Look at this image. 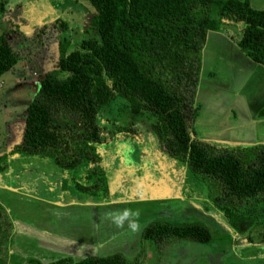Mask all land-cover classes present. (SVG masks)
I'll list each match as a JSON object with an SVG mask.
<instances>
[{
    "label": "trees",
    "instance_id": "obj_1",
    "mask_svg": "<svg viewBox=\"0 0 264 264\" xmlns=\"http://www.w3.org/2000/svg\"><path fill=\"white\" fill-rule=\"evenodd\" d=\"M87 1L94 9L96 34L82 37L72 49L64 19L43 23L45 41L57 38V55L51 68L33 75L38 89L23 112L19 140L11 152L0 155V169L14 153L46 157L66 170L85 166V176L93 182L78 185L83 193L107 192L101 163L108 155L105 148L119 151L118 137L136 132L134 119L146 121L163 154L204 182L206 192L194 195L202 209L216 211L231 232L216 235L204 218L178 224L154 218L142 227L140 237L176 246L225 237L218 247L223 252L238 236L264 244V144H218L195 136L191 128L199 109L195 94L207 32L224 27L227 20L240 22V49L264 65V7H254L250 0ZM22 16L19 4L8 8L0 0L5 27L0 33V75L20 57L12 41L28 22ZM119 101L126 105L129 125L112 113ZM257 227L263 229L260 235L253 234ZM19 237L14 218L0 202V264H41L31 254L17 257ZM261 253L239 255L235 263L251 264L246 260L254 262ZM262 255L253 264H264ZM46 258L44 264H138L123 252Z\"/></svg>",
    "mask_w": 264,
    "mask_h": 264
},
{
    "label": "rangeland",
    "instance_id": "obj_2",
    "mask_svg": "<svg viewBox=\"0 0 264 264\" xmlns=\"http://www.w3.org/2000/svg\"><path fill=\"white\" fill-rule=\"evenodd\" d=\"M3 1H5L7 6L15 3L13 8L19 4L22 10L23 20L28 22L19 27L20 36L18 39L13 38L12 41L13 46L18 50L20 55L17 63L11 69L0 75V155L4 152H11L14 144L19 140L23 124V112L38 89V84L32 83L31 81L33 80V75L51 68L57 55V38L54 37L50 41H45V36L40 32L41 29L44 30V27H42L43 23L57 18H62L68 23L67 30L64 32L70 40L68 49H72L75 44H78L82 37L96 34L95 29L91 25L94 9L87 0ZM250 2L254 7H264V0H250ZM2 24H4L3 17L0 18V33L5 29ZM10 32L13 31L11 30L8 33L10 34ZM43 43L46 46L43 45ZM47 52L48 59L44 57ZM208 76V74L204 73L202 79H207ZM218 78L222 79L223 82H227L229 80V75L226 71L225 73L221 72ZM202 85L204 86L205 84L203 83ZM201 93L203 99L200 100L204 108L202 110H204V112H206L205 110H213L210 108V104L216 97L207 98L205 96L206 91ZM208 101L210 102L206 106L203 105ZM216 101L215 116L217 122L219 124H229V121H231L233 124L231 130L230 128L225 129L223 125L218 129V132L236 137L247 135L248 131L245 130L251 127L247 124V116L245 114L239 115L235 110L231 113H229V111L227 112L223 107L225 97H219ZM125 107L126 105L124 102L119 101L116 103L115 108H112V113H114L115 116L121 115L123 118H126ZM197 113L200 115L202 114L200 109H197ZM206 116L202 123L193 124L191 126V128L193 127L192 130L194 129L193 132L195 131L197 132L196 134H201L204 133V131L208 132L210 130L208 126L210 124H208L209 121H207L208 118ZM127 119L128 117L123 119V121L129 125ZM134 122L133 128L136 132L133 133V137L130 136L125 138L123 135L118 137L116 148L120 150L116 151V154H114V147L110 149L107 147L105 148L106 154H108L106 156L109 161L105 159L103 167L106 172L107 181L108 173L114 181L110 187L115 189V192L111 194L113 198L110 195L109 201L116 200L120 193L123 195L126 194V202L116 205L123 208H125L126 205L130 207L131 215L120 226L125 227L129 225L128 223H130V221H134L135 223H147V221H149L148 219H154V217H167V221L174 224L190 220L197 221L204 218L209 222L216 235L220 236L226 234V232L230 233L231 229L227 222L216 211L203 210L200 203L195 199L194 195L201 196V192H206L204 182L196 178L191 172H188L184 165L178 163V160H176L177 163H174V161L169 160L167 155L164 154L166 156L165 159L163 154L158 151V149L161 150L160 144L158 138L152 132L149 123L146 121L141 122L138 119H134ZM240 126L243 129H241ZM218 144H220V142ZM221 144L233 145L226 143ZM246 145L248 146L251 144ZM159 156H161L160 158H164L165 161L161 159L162 162H156L155 157ZM146 157L150 158V164L146 163ZM84 170L85 166L66 170L59 168L52 160L46 157H35L28 154L14 153L8 157L7 167L0 169V202L5 208L8 207L11 209L10 214L14 220L18 223L23 221L29 229L31 227H46L49 223L53 222L57 223L53 219L49 221V216L44 213L42 214V209H44L50 201L58 203L76 201L78 199L82 201L81 199L87 197L92 198L94 193H83L78 187L79 184H89L93 182V180L87 179ZM168 170L173 172L172 175ZM167 173L168 175H166ZM118 176L123 179L122 185L118 184ZM162 176H164L168 182L166 186L170 187L173 191V193L170 192L171 195H174L173 198L166 199V201V197L164 196L159 198V195H161L160 192L149 189V186L144 185L149 179H155L161 183L160 177ZM147 177L149 179H147ZM108 188L109 185L107 186V190ZM156 188L158 190L160 189L158 183L154 184V189ZM160 190H163V187H161ZM97 191L99 192L95 195L98 197L106 193L103 190ZM181 195L184 197H181ZM185 195L190 196L186 197ZM151 196L158 197L155 199L156 203L151 201L153 200L150 198ZM102 197L104 196L102 195ZM114 197L116 198L114 199ZM144 197L145 199H143ZM53 198H55V200ZM191 199H193V201H191ZM154 204H164L168 209L160 210V207L155 209L153 207ZM50 216L53 217V215ZM109 222V225H111L108 227V233L115 229V221ZM65 225L68 227L63 228L64 232L69 233L70 231L73 237L80 238L83 242H88L89 233L92 230L88 221L81 219L80 221L69 220ZM262 232L263 229L260 227L253 230L254 235H260ZM108 233L105 232L103 234V241L105 243L107 242L106 244L109 245V239H105ZM64 238V245L68 244L70 241H74L73 239L67 240L68 238L66 236ZM129 238L131 243H133L132 239L134 237L132 234L129 235ZM224 238H218L216 240L217 242H187L176 246L172 245L170 242L158 243L140 237L135 252H133V248L130 247L131 249H129L126 245L118 249L127 255L136 257L138 264H236L235 262L240 258L239 255L248 253L259 254L261 252L264 254V244H260L256 238L253 242L247 241L244 236L236 237V241L232 245L227 246L224 252L219 251V244L225 241V239H228ZM27 241H32V239H22L21 242H24L25 245ZM57 242L60 244L59 247H61L63 242ZM89 243L97 247L101 244L97 236L93 237ZM257 243L261 246H258ZM108 247L109 249H106ZM66 248L67 247H63L62 249ZM70 248L72 249V247ZM23 249L24 251L28 250L26 247H23ZM104 249L105 252L108 251V253L116 251L115 246H104ZM262 253L260 257H263ZM65 255L71 256V254H64L63 252L56 254L55 252H47V250H45L41 252L39 256L32 255V257L35 256L41 260V264H44V257L46 256L58 258ZM72 257H75V255ZM260 257L255 258L254 262H252L253 259L246 260V262H251V264L259 263L262 261ZM215 260L218 261L215 262ZM31 262L34 263L33 260ZM239 262L244 264L241 260ZM14 264H19V262L15 261Z\"/></svg>",
    "mask_w": 264,
    "mask_h": 264
},
{
    "label": "crops",
    "instance_id": "obj_3",
    "mask_svg": "<svg viewBox=\"0 0 264 264\" xmlns=\"http://www.w3.org/2000/svg\"><path fill=\"white\" fill-rule=\"evenodd\" d=\"M13 5L6 6L8 8H12ZM242 26L243 25L240 22L227 20L224 27L216 30H209L207 32L206 40L201 51L202 57L200 79L195 94V102L199 105V109L202 114H198L192 123V125L202 123L203 119L207 115L206 117L208 118L207 121H209L208 124H210L208 125L210 130L208 132L204 131V133L201 134H196L197 132L194 131L195 136H198L203 140L212 141L215 143L220 142V144L226 143L233 145H256L260 143L264 144V114L262 113L264 110V65L260 62H256L250 59V57L240 49L237 40L240 36ZM225 71L229 75V80L227 82H223L222 79L218 78L219 74L221 72L225 73ZM204 73L209 75L207 79H202V75ZM203 83L205 84L204 86L202 85ZM204 90L206 91L205 96L207 98L216 97L217 99L219 97H225V103L223 107L227 112L229 111V113H231L235 110V112L239 115L245 114L247 116V124L251 126L248 130H245L248 131L247 135L236 137L228 136L226 134H223L222 132H218V129L223 125L225 129L230 128L231 130L233 124L231 123V121H229V124H219L217 122L215 116V109L217 106L216 99H214V101L210 104V108H212L214 111L205 110L206 112H204V110H202L204 108L202 107L201 103V100L203 99V96H201V92H205ZM209 102L210 101L205 102L203 105L206 106ZM241 129L243 128L241 127ZM158 151L163 154L161 150L158 149ZM116 153L117 152H115L114 154ZM164 154L163 156L166 159V154ZM160 157L161 156L155 157L156 160H154L156 162H162L161 159L164 158ZM105 159L109 161L107 159V156H104L101 162L102 166L105 162ZM149 162H151L150 158L146 157V163L150 164ZM170 172L172 175L173 172ZM166 175H168V173ZM147 179L149 178L147 177ZM122 180V177L118 176V184L122 185ZM149 180V189L160 192L161 195H159V198H162L164 196L166 197V201V199H171L174 197L173 194L170 195V187L166 186L164 190H158L157 188L154 189L155 183L152 182H155V179ZM113 183L114 181L111 179V175L108 173L107 186L109 185L110 189L108 188L106 194H102L104 197H102V195L98 197L93 194L92 198H83L81 199L82 201H80V199L76 201L58 203L55 201H50V203L45 206V210L42 209V214L44 213L45 215L49 216V221L53 219L57 223L53 222L49 223L46 227H31L29 229V227L26 226L23 221H20V223H18L16 220H14L16 232H18V234L20 235V247L18 251H16V254L19 256L17 257L23 260L24 258L29 257L30 254L39 256L41 252L47 250V252H55L56 254L63 252L64 254H71V256L75 255V257L78 258L91 255L109 254L108 251L105 252L104 246H115L116 251L113 252H121L118 248L125 247V245L128 246L129 249L133 248V252H135V249L137 248V242L140 239V230L146 223L137 222L136 224L138 225V227L133 230L130 227V223H128L129 225L125 227H121L114 222V231L108 233V227L111 225H109V221H114L112 217L114 215L122 214L124 210L130 211V207L128 205H126L125 208L116 205L122 202H126V194L123 195L122 193H120V195L118 194L119 196L116 195L118 197V200L116 199L109 201L110 195L115 192V189L110 187V185H112ZM166 183L168 184V182ZM111 196L113 198V195ZM156 196H152L153 200L151 201L155 202V199L158 198ZM115 198L116 197H114V199ZM53 199L55 200V198ZM143 199H145V197ZM153 207L155 209H158L157 207H160V210L168 209V207L164 204H154ZM6 210L11 211V209L8 207L6 208ZM50 215H53V217H51ZM154 218L157 219L158 217ZM159 218L162 219L163 217ZM164 218L167 219V217ZM80 219L88 221L90 228L92 229L89 233V239L87 243L80 240V238L73 237V234L70 231L68 233L64 232L63 230V228L68 227L67 225H65V223L69 222V220L80 221ZM96 227H98L99 229ZM105 232L108 233L105 239H109V245L106 244L107 242L105 243L103 241V234ZM130 234H132L134 237L132 239L133 243H131V240L129 238ZM65 236L68 238L67 240L73 239L74 241H70L68 244H66L67 246L64 245ZM95 236H97L98 241L101 242L100 246L98 247L92 246L89 243ZM30 238L32 239V241H27L25 245L24 242H21L22 239ZM57 241L63 242L61 247H59L60 244ZM56 243L58 244L55 245ZM23 247H26V249L28 250L24 251ZM63 247L67 248L62 249ZM70 247H72V249ZM106 249H109V247ZM13 251L14 249H10V253H12Z\"/></svg>",
    "mask_w": 264,
    "mask_h": 264
},
{
    "label": "clouds",
    "instance_id": "obj_4",
    "mask_svg": "<svg viewBox=\"0 0 264 264\" xmlns=\"http://www.w3.org/2000/svg\"><path fill=\"white\" fill-rule=\"evenodd\" d=\"M131 215L130 211L129 210H124L122 214H119V215H114L112 217V219L115 221V223L120 226L123 224V222L125 220H127L129 218V216ZM130 227L135 230L138 225L134 222V221H130Z\"/></svg>",
    "mask_w": 264,
    "mask_h": 264
},
{
    "label": "flooded vegetation",
    "instance_id": "obj_5",
    "mask_svg": "<svg viewBox=\"0 0 264 264\" xmlns=\"http://www.w3.org/2000/svg\"><path fill=\"white\" fill-rule=\"evenodd\" d=\"M167 157L169 158V160H172V161H174V163H177L176 162V159L175 158H171L169 155H167ZM151 174H153V173H151ZM160 179H161V183L159 182V181H156L155 180V182H152V183H158L159 184V188L161 189V187H163V190L165 189V186H166V182H167V180H166V178L164 177V176H162V177H160ZM149 182H150V180H148L147 182H146V184H144V185H147V186H150L149 185ZM162 184V185H161ZM170 192H172L173 193V191H172V189L170 190ZM170 195H171V193H170ZM186 197H188V196H190V195H185ZM191 201H193V199H191ZM197 218V217H196ZM218 260H215V262H217Z\"/></svg>",
    "mask_w": 264,
    "mask_h": 264
},
{
    "label": "water",
    "instance_id": "obj_6",
    "mask_svg": "<svg viewBox=\"0 0 264 264\" xmlns=\"http://www.w3.org/2000/svg\"><path fill=\"white\" fill-rule=\"evenodd\" d=\"M181 197H184V196L181 195ZM150 198H152V196Z\"/></svg>",
    "mask_w": 264,
    "mask_h": 264
}]
</instances>
